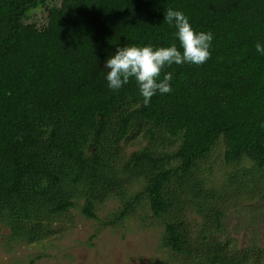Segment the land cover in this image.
<instances>
[{
    "label": "trees",
    "instance_id": "trees-1",
    "mask_svg": "<svg viewBox=\"0 0 264 264\" xmlns=\"http://www.w3.org/2000/svg\"><path fill=\"white\" fill-rule=\"evenodd\" d=\"M168 9L184 13L196 33H212L211 57L200 66L165 67L161 79L173 74L171 93L157 92L145 106L134 78L108 88L105 61L128 46L175 44L182 53L175 27L164 21ZM218 33L232 43L225 46ZM257 43L264 45V0H0V224L7 241L56 237L74 226L71 210L95 221L113 200L100 226L150 216L173 264H264L263 247L222 237L230 211L264 201V54ZM221 110L230 116L218 122ZM186 117L218 123L200 144L183 148L165 133ZM128 144L139 147L127 153Z\"/></svg>",
    "mask_w": 264,
    "mask_h": 264
},
{
    "label": "rangeland",
    "instance_id": "rangeland-1",
    "mask_svg": "<svg viewBox=\"0 0 264 264\" xmlns=\"http://www.w3.org/2000/svg\"><path fill=\"white\" fill-rule=\"evenodd\" d=\"M34 17L40 24L45 18L37 13ZM218 34V39H223L225 46L232 43L231 36ZM207 116L208 113L203 117ZM229 116L230 111L221 110L217 115L218 122L228 120ZM200 121V117L175 120L165 136L174 139L183 148L200 144L211 133L212 126L218 123L204 124V120ZM138 147L128 144L127 153ZM222 150L221 145L217 147L214 160ZM115 207L113 200L105 202L95 221L82 217L80 208L71 210L69 215H72L74 226L56 237L38 243L16 245L15 242L7 241L8 230L0 224V264H173L171 255L160 246L161 228L150 216L145 218L146 221L134 217L124 220L121 225L101 227L100 221H106L105 215ZM67 220L61 218L60 224ZM223 224V238H232L239 247L257 245L264 248V201L245 209L230 211ZM3 243L8 251L2 248Z\"/></svg>",
    "mask_w": 264,
    "mask_h": 264
},
{
    "label": "clouds",
    "instance_id": "clouds-1",
    "mask_svg": "<svg viewBox=\"0 0 264 264\" xmlns=\"http://www.w3.org/2000/svg\"><path fill=\"white\" fill-rule=\"evenodd\" d=\"M164 21L176 29V37L182 53L175 44L153 49L151 46H128L117 48L116 53L105 61L106 81L109 89L116 91L134 78L142 102L147 106L152 97L171 93L172 73H163L165 67L173 64L200 66L211 57L209 51L213 35L211 32L196 33L188 18L181 11L168 9ZM255 49L264 54V45L257 43Z\"/></svg>",
    "mask_w": 264,
    "mask_h": 264
}]
</instances>
